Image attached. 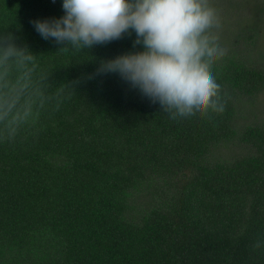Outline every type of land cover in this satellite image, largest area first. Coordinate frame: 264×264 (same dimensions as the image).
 <instances>
[{
    "label": "trees",
    "instance_id": "1",
    "mask_svg": "<svg viewBox=\"0 0 264 264\" xmlns=\"http://www.w3.org/2000/svg\"><path fill=\"white\" fill-rule=\"evenodd\" d=\"M0 0V264H264V0H209L223 113L173 119L90 49ZM66 48V49H65Z\"/></svg>",
    "mask_w": 264,
    "mask_h": 264
},
{
    "label": "clouds",
    "instance_id": "2",
    "mask_svg": "<svg viewBox=\"0 0 264 264\" xmlns=\"http://www.w3.org/2000/svg\"><path fill=\"white\" fill-rule=\"evenodd\" d=\"M62 8L58 19L33 22L42 38L83 50L135 32L142 50L102 60L97 74L118 73L173 119L225 110L211 72L225 50L209 0H63Z\"/></svg>",
    "mask_w": 264,
    "mask_h": 264
}]
</instances>
